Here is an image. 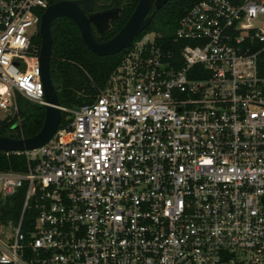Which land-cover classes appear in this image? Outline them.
Segmentation results:
<instances>
[{
  "label": "built area",
  "instance_id": "obj_1",
  "mask_svg": "<svg viewBox=\"0 0 264 264\" xmlns=\"http://www.w3.org/2000/svg\"><path fill=\"white\" fill-rule=\"evenodd\" d=\"M48 6L0 0V121L46 106ZM262 52L264 0H201L171 38L133 42L92 102L12 153L24 171H0V264H264Z\"/></svg>",
  "mask_w": 264,
  "mask_h": 264
},
{
  "label": "trees",
  "instance_id": "obj_2",
  "mask_svg": "<svg viewBox=\"0 0 264 264\" xmlns=\"http://www.w3.org/2000/svg\"><path fill=\"white\" fill-rule=\"evenodd\" d=\"M61 0H47L55 4ZM109 3L122 6L120 17L114 21L105 34L104 41L95 37L97 42L111 39L126 23L139 0H108ZM201 0H168L159 10L150 11L152 21L141 36L155 33L161 38H171L183 14ZM238 3L241 0H228ZM52 51L50 58V78L57 91L59 103L64 108H76L92 102L99 91L103 90L113 73L120 65L129 48L119 54L99 57L91 53L84 45L76 25L67 18H58L51 25ZM40 36L35 37V44L40 50ZM259 71L264 76V52L259 59ZM45 107L23 100L18 118L0 121V136L15 139L29 138L36 135L43 124ZM66 114L61 112L60 124L64 123ZM26 167L24 155L0 152V171L21 172ZM24 192L21 190L13 197L6 199L2 206L3 220L18 219L23 204ZM28 219L26 218V221Z\"/></svg>",
  "mask_w": 264,
  "mask_h": 264
},
{
  "label": "water",
  "instance_id": "obj_3",
  "mask_svg": "<svg viewBox=\"0 0 264 264\" xmlns=\"http://www.w3.org/2000/svg\"><path fill=\"white\" fill-rule=\"evenodd\" d=\"M168 0H139L134 11L123 27L111 39L97 42L93 28L102 35L108 28L109 21L115 17L111 12L89 15L94 0H61L47 7L41 16L39 26L40 50L39 64L41 81L46 102L44 121L40 131L29 138L15 139L0 136V152H26L46 144L57 131L61 121L60 103L57 91L50 78V58L52 51L51 25L58 18L72 21L86 48L96 56L107 57L119 54L131 47L135 38L147 29L152 21L149 15L152 8L159 10Z\"/></svg>",
  "mask_w": 264,
  "mask_h": 264
},
{
  "label": "flooded vegetation",
  "instance_id": "obj_4",
  "mask_svg": "<svg viewBox=\"0 0 264 264\" xmlns=\"http://www.w3.org/2000/svg\"><path fill=\"white\" fill-rule=\"evenodd\" d=\"M107 12H111L112 14L115 15V17L112 21H109L108 28L104 31V33L100 35L97 33V30L93 28L94 37L102 41H104L105 39L106 32L112 28L114 21L120 17L121 12H122V6L115 5L114 3H109L108 0H94L92 10L88 13L89 15H96V14L107 13Z\"/></svg>",
  "mask_w": 264,
  "mask_h": 264
},
{
  "label": "rangeland",
  "instance_id": "obj_5",
  "mask_svg": "<svg viewBox=\"0 0 264 264\" xmlns=\"http://www.w3.org/2000/svg\"><path fill=\"white\" fill-rule=\"evenodd\" d=\"M19 106H23V100H19Z\"/></svg>",
  "mask_w": 264,
  "mask_h": 264
}]
</instances>
